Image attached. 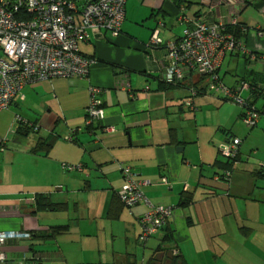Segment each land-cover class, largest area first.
I'll return each instance as SVG.
<instances>
[{"label": "crops", "instance_id": "0c3cea01", "mask_svg": "<svg viewBox=\"0 0 264 264\" xmlns=\"http://www.w3.org/2000/svg\"><path fill=\"white\" fill-rule=\"evenodd\" d=\"M124 12L118 38L88 32V39L78 43L80 54L94 60L88 80L54 78L32 83L12 104L25 122L38 129L27 140L28 133L18 122L12 148L8 143L0 152V232L30 234L28 239L6 241L2 250L7 263L136 264L128 249L131 234L142 247L155 245L151 239L156 238L157 248L168 230L185 264H264V195L255 198L252 183L247 198H241L242 187L233 196L220 194L229 190L231 182L238 189L239 178L219 179L225 162L219 153L216 156V149L199 141L191 156L183 135L171 126L179 119L187 121L183 113L196 121L203 106L216 102L222 109L224 101L202 94L192 99L193 109L185 106L188 88L197 82L203 88L195 75L191 82L169 90L160 84L163 45L182 35L184 20L198 18L245 29L238 39L245 55H227L218 72L227 86L250 81L251 73L264 77V35H259L264 34V0H126ZM155 32L163 45L144 50ZM89 85L99 89L105 112L104 120L93 127L86 126ZM244 93L257 110L264 108V99L251 91ZM259 100L262 105L257 108ZM228 108L231 113L218 110L224 125L229 116L240 120L241 110ZM103 126H113L115 131L102 132ZM253 129L256 139L264 137V119ZM222 134L225 141L227 135L236 137L230 130ZM45 142L51 143L48 152ZM179 147L182 152H177ZM196 164L204 166V172L201 167L197 175ZM3 165L6 175H2ZM67 165L80 169L68 171ZM120 165L129 167L138 180L149 182L142 187L149 204L173 209L164 229L146 243L139 242L138 236L148 207L144 201L133 207L120 202L125 188ZM258 172L253 171V178H259ZM37 195L44 196L43 203L51 208L39 209ZM187 197L190 202L184 205ZM120 226L122 231H116ZM55 227L67 230L39 237Z\"/></svg>", "mask_w": 264, "mask_h": 264}, {"label": "built area", "instance_id": "2783aa9c", "mask_svg": "<svg viewBox=\"0 0 264 264\" xmlns=\"http://www.w3.org/2000/svg\"><path fill=\"white\" fill-rule=\"evenodd\" d=\"M125 3L126 0H0V111L10 109L29 84L54 78L88 80L94 60L80 54L78 43L88 39V32L118 38L125 18ZM184 21L186 27L181 37L165 44L166 84H181L190 72L196 73L203 77V93L189 89L185 106L193 109L192 99L202 94L216 96L239 106L241 122L253 129L264 117V108L257 110L242 97L249 89L247 83L228 88L218 74L228 54L243 50L241 43L226 31L222 22L207 24L201 18ZM157 35V32L153 34L145 50L163 44ZM125 89L129 90V86ZM88 92L86 126L93 127L94 123L104 120L105 112L98 98L99 89L89 85ZM15 121L34 127L35 131L38 129L18 116ZM101 131L113 133L115 128L103 126ZM6 144L7 140L0 137V152L5 151ZM240 144L238 138L225 141L218 152L230 160L238 154ZM65 169L73 171L80 167L67 165ZM120 170L125 182L120 202L133 207L144 201L148 207L140 219L138 236L139 242L146 243L164 229L173 209L149 204L142 193V187L149 182L138 180L127 166L120 165ZM260 170L264 171V165ZM223 175L229 181L232 172L226 171ZM28 238L30 234L23 232H0V264H8L2 250L6 241ZM177 253L173 251V255Z\"/></svg>", "mask_w": 264, "mask_h": 264}, {"label": "rangeland", "instance_id": "374dc122", "mask_svg": "<svg viewBox=\"0 0 264 264\" xmlns=\"http://www.w3.org/2000/svg\"><path fill=\"white\" fill-rule=\"evenodd\" d=\"M207 97H210L207 99H211V97L212 99L216 98L212 95H207ZM242 97L246 99V94L244 93ZM214 103L215 104L211 103L210 105L203 106V108L200 109L197 114L196 121H194L192 115L186 112L183 113L182 116L183 118H186L187 121L181 122L179 119V121L172 122L171 126L177 129L179 131V134L183 135L184 140L187 143L186 146L188 147L187 152L190 153L191 156H193L194 150L197 151L199 141L201 142L203 147L209 146L216 149L217 156L220 146L225 142V136L224 134H222V130H230L231 134L235 135L236 137H238V139L241 140V160L240 162L235 163L232 169V177L234 175L235 179L239 178V184L238 189H234V187H232L233 183H229V190L221 191L220 194L225 196H233V191L235 192L239 190V187H242L244 196L241 198H247L251 194L250 183H252L256 186L253 196H255V198H258L260 195H264V177L253 178L252 176L253 171H258V169L260 170V166L264 165V137H262L261 139H256L257 136H252V133L256 129L251 130L246 128L241 122V119H233L232 116H229V122L224 125V119L220 117L221 113L218 110H223V108H225L231 113L232 110L228 107H234L236 109L239 108L240 110L241 108L231 102H222L225 107H223L222 109H217L218 105L216 102ZM261 105L262 102L260 100L256 102L257 108H260ZM16 116L20 117L24 121L27 120L22 115H20L19 111L15 112L13 106H11L8 110L0 111V137L2 139H6L7 144L10 143L8 144L10 146V149L13 145L12 142H15L16 140L13 135V132L15 131V125L16 127L18 125V122L15 121ZM177 117L179 118L180 115H178ZM261 119H264V117H262ZM34 136H36V134L33 132V129H30L26 138L27 140H30L33 139ZM196 139L197 145L194 144ZM218 157L222 162L226 161V159L221 154H219ZM2 158V154L0 153V163H2ZM193 166L196 169L198 168L196 172L197 175L199 174V172H201V167L203 168L202 172H204L205 170V167L200 166L199 164ZM6 172L7 168L4 166L2 175H6ZM116 231H122L121 226L118 227ZM136 237L134 233L133 235L131 234L128 249L132 254H134L136 264H146L152 254V250L156 248V242H158V240L156 238L151 239V241H155L153 242L155 243V245L152 244L151 246V244L149 243V245L147 244L145 247H142L140 245L137 246L135 242ZM118 240V244H120V237H118Z\"/></svg>", "mask_w": 264, "mask_h": 264}, {"label": "trees", "instance_id": "16d2710c", "mask_svg": "<svg viewBox=\"0 0 264 264\" xmlns=\"http://www.w3.org/2000/svg\"><path fill=\"white\" fill-rule=\"evenodd\" d=\"M225 26V25H224ZM186 27V26H185ZM225 29L227 32L231 33L234 38L236 40H238L242 35H245V29L242 28L240 26V24H236L234 26H225ZM181 37V36H180ZM178 37V38H180ZM177 38V39H178ZM175 39V40H177ZM173 40V41H175ZM239 41V40H238ZM240 42V41H239ZM241 43V42H240ZM163 45V44H162ZM162 45L160 46H157V47H153L152 49H156V48H159L161 47ZM241 46H242V51H235L233 53H242L245 55L246 53V49L245 47L243 46V44L241 43ZM166 46L163 45V48L165 50V57L164 59L166 58ZM145 50V48H144ZM148 51V50H147ZM232 54V53H230ZM229 55V54H228ZM168 65L166 59H165V64H161L162 66V74H160V84H161V87L162 89H172L173 87H178L180 86L184 81H189L191 82L192 79H193V76L195 75V77L197 76L199 78V82L203 80V77L197 75L196 73L194 72H190L185 78H183L182 80V83L181 84H178V85H174V84H166L165 80H164V72H165V68L166 66ZM219 72V71H218ZM251 76H254L253 78L250 79V81H243L245 83L248 84L249 86V89L248 91H246L247 93H253L255 96H258V98H262L264 99V77H262L261 75H258V74H253L251 73ZM241 82V83H243ZM224 83V82H223ZM240 83V84H241ZM226 85V83H224ZM239 84V85H240ZM237 85V86H239ZM198 82L195 83L194 85L190 86L188 88V95H189V89H194V90H197L198 92L200 93H203L201 91V88H198ZM227 86V85H226ZM236 86V87H237ZM228 88H235V87H229L227 86ZM252 87H254L255 89H251ZM221 100V99H220ZM224 102H227L225 100H222ZM247 103L250 105V106H254L253 102L250 101L249 99L247 100ZM255 107V106H254ZM22 125V124H21ZM35 126V125H34ZM23 127L26 129L27 133L28 131L31 129H33L32 127H27V126H24ZM37 131V130H36ZM34 129H33V132L35 133L36 132ZM236 137H233V136H228L226 137V141H230L232 139H234ZM41 145V144H40ZM43 146H45V152H48L49 149L51 148V143L50 144H47L46 142L43 143ZM239 151H238V154L234 157V158H231L230 160H226L225 163H224V166H225V170L223 171L222 174H218L217 177L221 180H226L225 177H224V172L226 171H230L232 172V169L234 167V164L239 162ZM258 175L259 177H264V171L262 170H259L258 172ZM189 197L185 198L184 200V205L188 204L190 201H189ZM36 200H37V206L39 209H46V208H51L50 205L48 204H44V200H46V198L42 195H37L36 197ZM67 230V227H55V228H52L50 231H46L44 233H41L39 234L40 238L42 239H46V238H49L51 237L52 235H54V233H59V232H62V231H66ZM38 235V234H37ZM10 241V240H9ZM172 242H173V234L171 231H168L166 232L165 236L161 239L160 241V245L154 250L153 252V255L152 257L150 258V260L147 262V264H185L183 260H181V256L179 255V253H177L176 255H173V251L177 250L175 247H173L172 245ZM6 244V242H5Z\"/></svg>", "mask_w": 264, "mask_h": 264}, {"label": "water", "instance_id": "95a60500", "mask_svg": "<svg viewBox=\"0 0 264 264\" xmlns=\"http://www.w3.org/2000/svg\"><path fill=\"white\" fill-rule=\"evenodd\" d=\"M177 152H182V147L177 148Z\"/></svg>", "mask_w": 264, "mask_h": 264}]
</instances>
